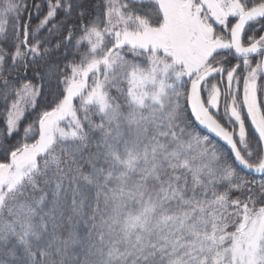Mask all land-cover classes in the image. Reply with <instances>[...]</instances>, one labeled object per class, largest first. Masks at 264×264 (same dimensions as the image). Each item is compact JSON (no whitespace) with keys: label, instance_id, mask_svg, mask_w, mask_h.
Segmentation results:
<instances>
[{"label":"snow or ice","instance_id":"1","mask_svg":"<svg viewBox=\"0 0 264 264\" xmlns=\"http://www.w3.org/2000/svg\"><path fill=\"white\" fill-rule=\"evenodd\" d=\"M24 10L0 0V264H264V179L234 167L264 176V0Z\"/></svg>","mask_w":264,"mask_h":264},{"label":"trees","instance_id":"2","mask_svg":"<svg viewBox=\"0 0 264 264\" xmlns=\"http://www.w3.org/2000/svg\"><path fill=\"white\" fill-rule=\"evenodd\" d=\"M46 0H19V3L21 4L22 8H25L26 6V10L22 11L21 14V20L23 23H27L30 25V28H35V26L39 23V20L43 17L44 14H46L47 11V2H45ZM99 0H84V3L86 5H94L96 3H98ZM36 5H40V10L37 11L36 9ZM15 15V13H13V16ZM64 13L61 11L60 14L56 17L55 20L52 21V23H56L58 20L63 18ZM14 21L9 18V27H11V24ZM51 27V24H49L47 27H45L43 30H41V32L39 33L40 37H45L47 35V31L48 28ZM54 39H53V43H54ZM83 50V49H82ZM64 50L61 49V52H63ZM56 57H53V59H55ZM71 58V57H69ZM63 63V61H61V64ZM33 73L32 72H23V70H21L20 72V78L17 81L20 82L22 81L24 78H28L31 79L32 78ZM13 77L15 78V73H13ZM35 83H40L39 80L34 81ZM12 99H14V97H9L7 101H5L4 97L2 94H0V131H5L4 128V124H5V118H6V114H7V110H8V105L11 103ZM36 116L35 112H32L31 110H28L25 114V117L23 118V121L20 125V131L13 135L9 140L6 141V143L8 144H14L15 142H17L18 140L21 139L22 135H23V127L26 126L28 123H30L33 118ZM223 151L227 152L224 148H222ZM235 167V166H234ZM237 171L239 173H241V171H239L237 169ZM243 174V173H242Z\"/></svg>","mask_w":264,"mask_h":264},{"label":"rangeland","instance_id":"3","mask_svg":"<svg viewBox=\"0 0 264 264\" xmlns=\"http://www.w3.org/2000/svg\"><path fill=\"white\" fill-rule=\"evenodd\" d=\"M45 2H47V0L45 1ZM47 6V5H46ZM232 22H234V20L232 21ZM36 27V26H35ZM257 27V29H258V31H257V34H260V33H264V29H259L258 28V26H256ZM34 29V28H33ZM254 33L250 30L249 32H248V35H253ZM247 39V37H245V40ZM129 58H131V57H129ZM257 59H259V58H257ZM228 63H229V65H231V64H235V63H231V62H229L228 61ZM255 65V60H253V66ZM217 79H219V77H217ZM260 83H263V82H260ZM241 92H242V83H241ZM258 100L259 101H264V90H262L260 93H259V95H258ZM222 110V109H221ZM7 115V114H6ZM192 119V118H191ZM192 122H193V120H192ZM193 125H194V127H195V129H196V131H198L200 134H202V135H206V136H208L207 134H205V133H203L202 131H200L197 127H196V125L194 124V122H193ZM209 137V139L213 142V143H215V144H217L221 149L223 148V146L221 145V144H219L215 139H211V137L210 136H208ZM223 150V149H222ZM235 166V165H234ZM240 171V170H239ZM241 175H244V176H246V178L249 180V181H251V180H256V181H260V180H262V179H264V176H254V175H250V174H245V173H240Z\"/></svg>","mask_w":264,"mask_h":264},{"label":"water","instance_id":"4","mask_svg":"<svg viewBox=\"0 0 264 264\" xmlns=\"http://www.w3.org/2000/svg\"><path fill=\"white\" fill-rule=\"evenodd\" d=\"M234 22H235V21H234ZM234 22H233V23H234ZM189 112H190V109H189ZM192 120H193L194 124L196 125V127H197L200 131H202L203 133H205V134H207L208 136H210L211 139H212V138L215 139V140H216L219 144H221V145H222L227 151H229L228 146H227L222 140H220L219 137H216L213 133H210L207 129L203 128V126H200V125L198 124V122L195 121L194 117H192ZM234 164H235L236 167H238V168H239L243 173H245V174H250V175H254V176H261L260 174H257V173H250V172H248V170L243 169L242 166H240V165H239L238 163H236V162H234Z\"/></svg>","mask_w":264,"mask_h":264},{"label":"flooded vegetation","instance_id":"5","mask_svg":"<svg viewBox=\"0 0 264 264\" xmlns=\"http://www.w3.org/2000/svg\"><path fill=\"white\" fill-rule=\"evenodd\" d=\"M257 58H259V57H257ZM229 62H233V63H237V61H236V59L234 58V57H232V58H229V60H228ZM228 65H229V63H228ZM264 83V82H263ZM241 94H242V92H241ZM224 148V147H223ZM225 149V148H224ZM226 150V149H225ZM227 151V150H226ZM235 165V164H234ZM236 167V166H235ZM238 170H240L238 167H236ZM241 171V170H240ZM241 173H243L242 171H241Z\"/></svg>","mask_w":264,"mask_h":264}]
</instances>
